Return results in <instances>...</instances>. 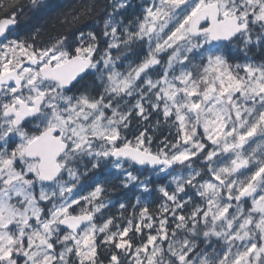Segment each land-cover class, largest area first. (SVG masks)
Listing matches in <instances>:
<instances>
[{"label": "snow or ice", "instance_id": "snow-or-ice-1", "mask_svg": "<svg viewBox=\"0 0 264 264\" xmlns=\"http://www.w3.org/2000/svg\"><path fill=\"white\" fill-rule=\"evenodd\" d=\"M0 264H264V0H0Z\"/></svg>", "mask_w": 264, "mask_h": 264}, {"label": "trees", "instance_id": "trees-1", "mask_svg": "<svg viewBox=\"0 0 264 264\" xmlns=\"http://www.w3.org/2000/svg\"><path fill=\"white\" fill-rule=\"evenodd\" d=\"M62 2L67 3V4H71L73 2V0H62Z\"/></svg>", "mask_w": 264, "mask_h": 264}]
</instances>
